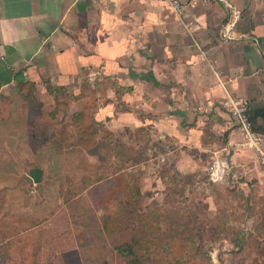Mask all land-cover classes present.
Masks as SVG:
<instances>
[{
  "label": "crops",
  "instance_id": "crops-1",
  "mask_svg": "<svg viewBox=\"0 0 264 264\" xmlns=\"http://www.w3.org/2000/svg\"><path fill=\"white\" fill-rule=\"evenodd\" d=\"M179 1L0 0V264H126L104 222L133 213L145 260L167 262L210 246L189 235L205 217L264 203L222 106L247 99L264 135V0ZM214 153L230 173L210 184Z\"/></svg>",
  "mask_w": 264,
  "mask_h": 264
},
{
  "label": "trees",
  "instance_id": "trees-1",
  "mask_svg": "<svg viewBox=\"0 0 264 264\" xmlns=\"http://www.w3.org/2000/svg\"><path fill=\"white\" fill-rule=\"evenodd\" d=\"M249 115L252 121V115L250 113ZM253 116L264 117V108L255 110ZM134 206L135 204L129 205L131 209H133ZM243 206L245 210L253 213L255 212L254 210L257 211L260 210L259 213L261 214V218H260V222L257 223L253 232H245L243 229H238L234 232L232 238H227V240H229L230 244L233 247V251L231 253L234 256H240L243 253V251L248 246L247 239H253V238L255 239L260 235L264 236V211L263 209L262 210L260 209V207H264V203L262 202V200L259 199L257 202H253L252 200H247V202H245ZM124 217H125L124 223L126 222L128 226L124 225L123 219H121L119 222L118 219L117 220L115 219L117 224L116 229L118 230L117 232H112L108 230V228H106L107 227L106 220L104 223H105L106 235H108V237L111 238L112 235L115 233V237L119 239L117 240L115 250L122 256L131 257V260L128 261L126 264H168V263L180 264V263H185V262H180V260L184 258L190 261V257H188V253L190 254L192 247H187V246H179V247L167 246L162 248L163 252L166 253V255H168L169 261L167 262H165L161 258H159L160 260L155 259L152 262L146 261L143 256H147V255L149 256V254H152V251L155 250V248L140 245L141 233L139 232L138 229H133L131 227V226L135 227L136 223L139 222V216L133 213L132 216H124ZM129 220H130V224H128ZM127 227L129 228V231H127ZM201 231L202 229H197L194 232H189V235L190 236L194 235L197 236V238L204 240L205 238H201V233H202ZM219 233H221L220 229L216 228V226H213L212 229L207 233L209 238L206 239V243L210 244V246H208L210 250L213 248L214 243L216 244L218 241L225 238L222 235L218 236ZM211 236H214V240H210V238H212ZM261 244L263 248L259 250V253L264 257V242ZM204 247L206 246L195 247V248H200V250H202V253L204 254L207 252V250H203ZM208 262H210V258ZM237 263H244V262L243 260L238 259L237 261L234 262V264Z\"/></svg>",
  "mask_w": 264,
  "mask_h": 264
},
{
  "label": "built area",
  "instance_id": "built-area-1",
  "mask_svg": "<svg viewBox=\"0 0 264 264\" xmlns=\"http://www.w3.org/2000/svg\"><path fill=\"white\" fill-rule=\"evenodd\" d=\"M210 2L212 0H203ZM167 8L175 15H180L183 8L179 0H163ZM225 111L230 115L236 131L241 136L242 145L252 151L256 162L264 164V135L253 130L250 119L249 102L245 98L228 97L222 103ZM207 179L210 184H217L230 173L227 161L214 153L206 168ZM33 190L29 191L31 193Z\"/></svg>",
  "mask_w": 264,
  "mask_h": 264
},
{
  "label": "rangeland",
  "instance_id": "rangeland-1",
  "mask_svg": "<svg viewBox=\"0 0 264 264\" xmlns=\"http://www.w3.org/2000/svg\"><path fill=\"white\" fill-rule=\"evenodd\" d=\"M260 209L261 210L263 209L264 211V207H260ZM244 211L247 213V215H245L244 217L239 215V216H231L229 218L227 217L226 219L225 216H219L213 218L211 221L208 220L207 217H205L206 223L204 221L203 223L207 224L211 222L210 224L212 225V227L216 226V224L224 223L223 224L224 226L226 225V220H227L228 223L227 229L220 230L221 233H219L218 236L222 235L225 237V239L232 238L233 237L232 235L234 234V232L237 230L238 227L243 226L245 228H249V227L255 228L257 223L260 222V218H261V214L259 213L260 210L259 211L254 210L255 211L254 213L247 210ZM201 232H202L201 238H205L206 241V239L209 238L207 234L209 230H203L202 228ZM211 237L212 238H210V240H214V236ZM247 242H248V246L240 256L232 255L231 252L233 251V247L232 246L226 247V245H223L222 242L220 245L214 246L211 250L209 249L208 246L204 247L203 250H207V252L204 254L202 253V250H200V248H192L190 252V262H185L180 264H234V262L237 261L238 259L243 260L244 263H237V264H264V257L259 253V250L263 248L261 243L264 242V236L260 235L255 239L254 238L247 239ZM209 252H211V255L214 256L215 262L213 261L212 257H210ZM209 258H210V262H208Z\"/></svg>",
  "mask_w": 264,
  "mask_h": 264
}]
</instances>
